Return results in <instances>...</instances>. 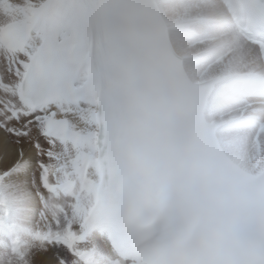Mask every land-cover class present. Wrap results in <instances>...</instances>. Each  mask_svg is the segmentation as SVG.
<instances>
[{
  "label": "clouds",
  "instance_id": "1",
  "mask_svg": "<svg viewBox=\"0 0 264 264\" xmlns=\"http://www.w3.org/2000/svg\"><path fill=\"white\" fill-rule=\"evenodd\" d=\"M18 191L0 178V206ZM57 198L39 204L41 217L63 211ZM34 201L25 196L26 205ZM88 224L98 249L91 264H264V169L216 151L194 119L164 106L113 134ZM96 235L113 242L111 252L99 249ZM12 244L8 264H30L19 239Z\"/></svg>",
  "mask_w": 264,
  "mask_h": 264
},
{
  "label": "snow or ice",
  "instance_id": "2",
  "mask_svg": "<svg viewBox=\"0 0 264 264\" xmlns=\"http://www.w3.org/2000/svg\"><path fill=\"white\" fill-rule=\"evenodd\" d=\"M71 9L69 0H0V129L5 145L0 152V168L17 173L26 162L33 161V151L46 154L49 162L39 163V169L47 194L35 183L42 207L49 205V197L60 187L67 188L66 182L54 186L50 177L62 169L54 163L60 161L57 146L66 149L70 138L64 114L73 100L76 73L71 57L79 46ZM37 240L42 246L61 244L71 256H83L71 226L62 230L59 220L47 215H42ZM60 256L65 257V253L61 251ZM51 264H71V259L53 258Z\"/></svg>",
  "mask_w": 264,
  "mask_h": 264
},
{
  "label": "bare ground",
  "instance_id": "3",
  "mask_svg": "<svg viewBox=\"0 0 264 264\" xmlns=\"http://www.w3.org/2000/svg\"><path fill=\"white\" fill-rule=\"evenodd\" d=\"M189 1L199 2V5L202 6L207 11V13L210 15L209 17H207L208 19L209 18L218 19V18H221L222 16H224V13H223L224 11H223L221 5L219 4V0H189ZM11 2L23 3V2H25V0H11ZM32 2H36V0H32ZM161 7L164 11L166 18H167V23H168L169 27L173 30H180V29H174L173 28L175 26L176 22L171 20L169 11L173 10V14L175 15L177 21H178V15L180 13L179 10L181 8L185 12L192 11L194 13L193 9H190L187 6H184L183 0H173V1H169L168 3H163V0H161ZM201 12H202V9H201ZM181 14H183L182 11H181ZM195 29H201L200 31H197V32L201 33L202 35H204L210 39L215 38V42L211 43V44H204L202 46H195L194 48H191V50H189L187 47V44L192 45V42L187 41V40H183L177 36L173 37V39H174V46H175L176 51L181 56H183L184 58L187 59V61L189 63L188 71H189L190 75L194 78V80H196L197 82H203V81H206L208 79H211V78H214L217 76H224V75H228V74L235 73V72H246L249 70L256 69L258 67V54H257V51L255 50V48L246 44L242 39L237 38L231 32L215 30V29H212L206 25H199V24H196ZM220 35H222V36H220ZM219 36H220V38H219ZM208 46H216V49H214V51L219 50L221 52H226L228 50L227 48L230 47L231 49H235V52L223 64L213 66L210 69V71L208 73H206V75L201 76L203 73V69L200 68L199 66L194 67L193 65L195 63V58H198L200 56L205 55V52L207 51ZM223 50H225V51H223ZM242 54H245V56H242ZM195 74H197V75H195ZM218 102H220V101H218ZM88 113H89V111L86 110L82 114L70 115V118L73 122V127L81 133H85V132L89 131L91 128L89 126V124L87 123ZM222 113L223 112H221V114ZM82 117H84V121H82ZM231 133L239 134L240 138L251 137V134L249 133V131H234V132H230V134ZM3 137H4V133H2L0 131V152H3L5 150V145L3 143ZM221 139H222L223 145L226 148V150L231 148V150L234 153L239 152V157L232 155L234 159H236L237 161L243 162L244 164H249V165L255 166V163L253 161L255 153L250 152V154H249L250 156L247 157V152L244 150L239 151L241 147H239V145H237L238 142L234 141V138L230 137L229 133H227V132L221 134ZM64 149H65V147L63 145H58V147H57V151H63ZM71 149L72 148L69 145L66 146V150H67L66 155L64 156V158L62 160L58 161V163H61V164L66 163L67 156L69 154H71V156L73 155V152ZM34 154H35V152L33 151L32 157H33L34 162L33 161L26 162L27 167L30 170H32L35 167V163H37L36 162L37 159H36V156ZM74 160H75V157H74ZM71 167H72V165L70 164V169H71ZM70 169L69 168L66 169V174L68 173V171H70ZM3 170H6V169L0 168V171H3ZM64 171H63V173L65 174ZM29 174H30V171L28 170L25 174L18 176L16 178V180H22L24 182V188L26 190L25 195L34 196L35 201L31 205H26L25 204V198L23 200L18 199V200H16L17 204L14 205L12 208V211L15 212V217H17L18 221H20V223L22 224L23 219H26L25 223L30 228L29 231H26L27 233H24L25 239H23V243L25 244L24 246H26V247L27 246L29 247L34 241V238L32 235L33 233L31 234V231H32L31 225L33 224L36 212H38V207H39V202L37 200L36 192L33 188V183H31L33 180H31V177H29ZM27 182H29V184ZM29 186H30V188H29ZM20 193H24V192L20 191ZM65 199H67V198H65ZM67 220H68V222H71L70 217H67ZM96 244L99 246V249L106 250V244H105V240L103 238L96 237ZM33 248H35V247H33ZM38 253H39V251H38ZM52 259L53 258H51V255H49V254H46V255L38 254V255L33 257V259L31 260V262H32L31 264H51ZM78 264H81V263L78 262Z\"/></svg>",
  "mask_w": 264,
  "mask_h": 264
},
{
  "label": "rangeland",
  "instance_id": "4",
  "mask_svg": "<svg viewBox=\"0 0 264 264\" xmlns=\"http://www.w3.org/2000/svg\"><path fill=\"white\" fill-rule=\"evenodd\" d=\"M183 1H184V6H187L190 9H193L194 13L192 11L185 12L181 8L179 10L180 13L178 15V21H177L175 15L173 14V10L169 11L171 20L176 22V24L173 28L174 29L184 28V29H190V30H194V31L195 30L200 31L201 29H195L196 24L202 25L201 20L204 19V17L207 18L210 15L207 13V11L202 6L199 5V2L189 1V0H183ZM165 3H168V2L166 1ZM201 9H202V12H201ZM181 11L183 12V14H181ZM186 27H190V28H186ZM220 36H222V35H220ZM220 36H219V38H220ZM187 47L189 50H191V48H194L195 46L187 44ZM214 49H216V46H208L207 51H210V50L212 51ZM242 56H245V54H242ZM195 75H197V74H195ZM203 75H206V73L203 72L201 76H203ZM228 107H234V106L227 103V102H222V101L217 102L216 103V112H217L216 116L217 115H224L226 108L229 109ZM221 112H223V113L221 114ZM223 118H225V117H223ZM0 131L2 133H4L2 129H0ZM227 133H229L230 137L234 138V141L238 142L237 145H239V147H241L239 151L244 150L247 152V157L250 156L249 155L250 152H253L252 146L250 144L251 143L250 138L249 139L247 137L240 138L239 134H236V133L230 134V132H227ZM41 143L46 149L48 148L46 140L42 139ZM71 150L73 152V155L71 156V154H69L67 156V161L65 164H61V163L57 162V165H63L61 171L56 173V177H58L62 182H64L66 180V177H67V175H65L66 169L67 168L70 169V164L73 165V159H74L73 156L75 157V159L77 157V154L74 152V150L73 149H71ZM228 151L231 153V155H233V156L235 155V156L239 157V152L234 153L231 150V148L228 149ZM34 155L36 156V159H37L36 162L37 163H35V167L32 170H30L26 166L22 171L17 172V173L14 170L11 172V174L9 173L8 170L0 171V178H2L4 181H10L13 184H16L19 186V191H18V195H17L16 200H18V199L23 200L26 196L25 195L26 190L24 188V182L22 180H16V178L18 176H21L22 174H25L28 170L30 171L29 177H31V180H33L31 183H33V188H34L35 192H37V188L35 186V183H36L39 186L40 191L42 193H44L45 195L47 194L46 190L43 189L42 181L40 179V177L42 175V170L39 169V163H41V162L48 163L49 160H48V157L46 156V154L45 155H39L35 152ZM54 163H56V162L54 161ZM73 167H74V165H73ZM73 167H71V168H73ZM63 171L65 172V174L63 173ZM64 176H65V179H64ZM50 182L52 184H57V179L50 177ZM27 183L29 184V182H27ZM29 188H30V186H29ZM20 191H23L24 193H20ZM82 196L84 199L88 200V197H86L84 194H82ZM16 200L14 202H12L9 205V207L0 206V211H3L6 214L5 217L0 218V225L6 224V225L10 226L13 229V231H15L17 233V235L21 238V241L23 242V239H25L24 233H27L26 231H29L30 228L25 223L26 219H23V223L21 224L20 221H18L17 217H15V212L12 211V208L14 205L17 204ZM37 200L40 204V201L38 198H37ZM56 202L58 204L62 205V207H63V211H61L59 213V215L57 216V218L55 219V220H59L61 229L67 230L68 227L71 226V229L77 230L79 232L78 227H79L80 219L77 218V216L74 214V212H75L73 209V207L75 206L74 201L73 200L70 201L69 198L65 199L62 197H58ZM67 217H70L71 222H68ZM49 218L52 219L51 216H49ZM41 227H42V217L40 215V208L38 207V212H36L35 219L33 221V224L31 225V230H32L31 234L33 233L32 235H33L34 241L29 247L24 246L25 244L23 243V247L28 250L29 255L27 258L29 259L30 264L32 263L31 260L33 259V257L38 255V254H42V255L49 254V255H51V258L59 259L61 257L60 256L61 251H63L65 253V257H62V258L70 257L71 264H78V261L75 263L74 256H71V254L67 250H64V248L61 245H58V244L53 245L52 244L53 245L52 246L50 244H46V245L42 246L41 243L37 240V232L41 229ZM5 238L6 237H4L2 232L0 231V253H1L0 254V264H8V260L10 259V257L13 254L12 249L10 248V246H8V241ZM33 247H35V248H33ZM38 251H39V253H38Z\"/></svg>",
  "mask_w": 264,
  "mask_h": 264
}]
</instances>
